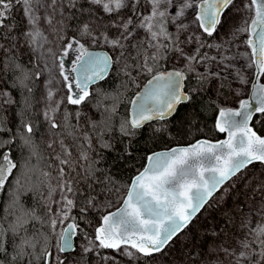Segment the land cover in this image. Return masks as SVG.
Instances as JSON below:
<instances>
[{"label": "snow or ice", "instance_id": "6c2138e0", "mask_svg": "<svg viewBox=\"0 0 264 264\" xmlns=\"http://www.w3.org/2000/svg\"><path fill=\"white\" fill-rule=\"evenodd\" d=\"M77 2L78 0H67V5L69 8H73L76 7ZM90 2L101 6L106 13H113L128 7L127 0H90ZM139 2L140 0H133L134 4ZM146 2L151 5V12L150 15L143 17V22L140 23L139 27L147 30L152 41H159L161 38L173 40L172 34L165 27L164 18L168 15L167 10H160L161 5H173V0H146ZM14 3L23 7L28 24L33 26L37 25L40 19L34 15V5L45 8L50 7L53 12L59 10L63 14V0H48V3H43V0H0V28L10 30L14 26L5 24ZM233 3L234 0H200L197 5L199 14L195 16L198 28L207 36H212L217 31V26L220 25L225 10ZM251 6H255V18L251 21L249 27H241L238 31H251L252 36L255 37V39H249L247 44L252 48V53L256 57L255 63L259 70V77L264 75V0H251L249 7ZM189 8H193L192 0H183L178 13L172 16V20L175 21L183 17L185 10ZM45 19L49 25L52 24L51 16H47ZM158 20L159 23H155ZM59 23H63V21L61 20ZM131 23V19H128L120 27L127 31L128 25ZM245 24H247V21H245ZM178 28L186 31L188 25L180 24ZM52 30L55 31V28ZM26 35L34 45L38 44L41 39L46 40L39 28L34 27ZM81 35L92 36L87 24L83 26ZM15 39L17 38L8 35L7 32H0V40L6 43ZM92 39L95 41L97 37L92 36ZM103 39L113 48L123 47L118 38L109 39L107 35H104ZM174 42L177 44L175 51L179 52L187 61L185 65L187 72L194 71L192 67L194 62L199 63L205 59L200 54V48L204 47L200 36L189 34L184 37V44L196 45L192 49V54L185 52L184 49L178 46L181 42L179 34L175 36ZM74 44L78 45L75 49L73 48ZM15 46V44H10L9 47H5V43H0V50H3V53L7 55L10 47ZM154 47L162 48L165 45L157 43ZM216 47L219 49L220 45H216ZM69 51L79 53L77 63L72 68V72L77 74L76 77L69 80L68 75H64L63 57L59 66L70 93L67 102L72 105H80L89 96V84L95 80L103 79L112 58L106 54L101 56L89 53L84 45L76 39L67 43L63 56L67 57ZM2 59L3 57H0V60ZM152 59H156V57L153 56ZM210 59L215 60L216 57ZM16 67L20 66L16 65ZM144 67L149 73L153 70L147 66V61H145ZM185 79L186 71L184 70L160 72L155 75L149 81L150 87L145 93L132 102L134 115L130 121L126 122V125H130L132 129H137L142 127L146 121L152 119L163 120L170 116L178 104L190 99V96L182 92ZM74 86L79 90L78 93L73 91ZM253 88L252 100H255L258 105L255 109H252L250 100H242L240 101L239 110L221 109L219 111L220 119L216 124V128L219 132L226 133L227 139L216 143L207 140L198 141L189 147L174 148L150 155L147 158V166L131 181L126 198L122 200V207L115 212H108L102 216V223L94 231V247L124 252L128 256L134 255L130 251H124L129 247L144 257H152L156 253H161L179 233L193 223L197 214L223 185L233 181L234 178L243 180V170L250 165L257 162L264 164V137L257 135L249 127V121L255 112L264 114V85L258 87L254 85ZM48 95L51 98L53 93L49 91ZM6 102L11 103L12 101L9 99ZM51 111L55 112L57 109ZM45 116L52 121V128L57 127L49 113L46 112ZM77 117H79V113H77ZM236 117H241V119L237 120ZM64 118L67 120L68 115L66 114ZM126 125H122L120 129L125 134H127ZM25 128L28 133L33 131L31 125H25ZM5 130L0 127V132ZM84 138L89 140L90 146L91 141L87 134ZM7 143H11V140ZM103 147H110V145L104 144ZM56 159L61 165L71 164L68 159H60V157H56ZM81 159L88 160L89 157L86 153H81ZM2 160L3 162L0 163V192L4 190L12 170L17 167L8 154H4ZM72 170L75 171V168L73 167ZM84 171V179H91L96 183L103 182L101 178L95 176V170L91 166ZM59 172L61 179L58 186L65 189L66 192L61 193L63 207L60 214L50 218L53 230H55L58 221L62 223L68 220L72 209L76 207L75 201L66 194H74L76 191L72 186V181L64 179L66 175L64 168H60ZM106 179V177L103 178L104 181ZM91 186V184L88 185V187ZM55 190L50 186L47 212H51L50 201ZM255 191L260 195L259 206L256 209L250 208L248 219L244 220L242 224L243 227L248 228L251 239L249 235H245L244 238H237L236 248L220 245L210 249L209 255L222 253L225 258L231 257L232 259L228 261V264H264V182H261ZM94 199L90 196L85 197V204L79 209L82 216L93 206ZM253 215L258 218L255 225L252 224ZM71 218L73 222L69 223L59 233L58 251L60 253L73 251V239L78 235V229L83 231L80 225L75 222V217ZM17 226L23 227V224L18 221L17 225L10 228V231L16 233ZM7 231L0 226V253L6 251L4 237ZM212 234L216 235L215 232ZM24 243L30 244V241ZM90 243L93 242L90 241ZM256 244L259 245L260 249L258 259L254 258V245ZM31 246L35 247L34 244H31ZM91 250L87 247L82 249L84 252ZM22 252L23 249L18 255ZM42 255L45 264H64L59 256L47 250ZM104 259L109 258L104 257ZM211 264H225V262L216 255Z\"/></svg>", "mask_w": 264, "mask_h": 264}, {"label": "rangeland", "instance_id": "374dc122", "mask_svg": "<svg viewBox=\"0 0 264 264\" xmlns=\"http://www.w3.org/2000/svg\"><path fill=\"white\" fill-rule=\"evenodd\" d=\"M141 1L142 8L139 11L136 8L137 3L134 4L133 0H127L128 7L113 13H106L101 6L91 4L90 0H78L76 7L73 8H69L67 0H63V14L59 10L53 12L50 7L45 8L34 5V15L40 18L35 26L28 24L23 7L20 5L16 9V14L24 20L26 33L34 27L39 28L46 40L41 39L38 44L34 45L29 38L27 40L26 37H21L19 32L14 31L12 36L17 39L7 43L0 42L5 43V47H9L10 44L16 45L10 47L9 53L10 51L21 50L22 47L25 49L31 48L33 61L38 68L39 84L35 90L34 124L37 127L38 140L45 147L50 161L48 168L44 171L45 192L40 197L45 208L49 203L50 186L56 189L52 193L50 201L51 212H48L50 218L58 216L63 207L61 193L66 192V190L58 186L61 179L60 168H64L66 173L64 179L72 181V186L76 190L74 194L66 193L69 198L75 201L76 207L72 209L68 220L62 223L57 222L56 228L53 230L52 253L59 256L64 264H211L216 255L219 256V259L224 260L225 264H228V261L232 259L231 257L225 258L222 253L209 255V250L220 245L236 248V239L244 238L245 235H249L251 239L248 228L243 227L242 224L244 220L248 219L250 208L256 209L259 206L260 195L255 190L261 182H264V164H252L243 170V180L234 178L233 181L226 183L224 188L222 187L211 199L206 210L198 216L197 220L178 236L171 248L161 253H156L152 257H144L129 247L124 251L134 253L133 256L115 250H107L103 254L97 253V248L94 247L95 241L92 234L95 230L89 214L96 213L97 216L98 214L103 216L105 212L112 210L119 203L110 202L105 197L99 196L95 182L84 179V170L87 168L89 160L94 156V139L85 126L95 124V113L88 105H72L67 102L70 93L59 65L61 58L64 57L63 53L67 43L72 42L73 39L79 40L86 49L98 46L106 48L113 53L115 62L123 63L130 62L135 52L137 53L138 48L136 47L142 44L141 66L136 74V77L142 79L148 73L144 67L145 61H147V66L151 67L149 61L153 56L157 58L164 49L166 50L167 44H165L163 38L159 41H152L147 30L139 27L140 23L143 22V17L150 15L151 12V5L146 0ZM199 1L192 0L193 8L186 9L185 15L175 21L172 20V16L178 13L183 0H173L171 6L161 5L160 10H167L168 13L164 18L165 27L167 31H172L175 36L180 35L181 42L178 46L189 54H192V49L196 45L184 44V37L189 34L200 36L201 41L204 43V47L200 48V54L205 59L199 63L194 62L192 64L194 71L192 72L206 80V90L212 96L221 100L224 106L237 107L240 100L248 94L254 73L252 49L247 44L249 31L239 32L238 29L249 27L254 14V6L249 7L251 0H234V3L226 9L217 31L212 36H207L198 28V22L195 21ZM43 3H48V0H43ZM47 16L52 17L51 25L45 19ZM128 19H131L132 23L128 25V29L125 31L120 26ZM61 20L63 23H59ZM245 21H247V24H245ZM155 23H159V20ZM85 24L89 26V32L92 36L97 37L95 41H93L92 36L81 35ZM180 24L188 25L187 30H179L178 26ZM53 28H55V31L52 30ZM104 35H107L109 39H120L123 47L113 48L104 41ZM157 43L163 44L165 47H154ZM216 45H220L219 49ZM77 47L78 45H73L74 49ZM176 47L177 44L174 42L169 55V64L178 69L186 70L187 61L179 52L175 51ZM71 53V56L74 57L77 52L71 51ZM4 55L3 50H0V57ZM211 57H216V59L212 60ZM5 65L3 59L0 60V106L8 108L12 102L7 103L6 101L9 99L13 101V96L3 83L2 73ZM49 91L53 93L51 98L48 95ZM74 108L79 110L82 124L79 123L78 128L79 134L84 139V149L75 146L69 135L59 131L66 121L65 115ZM52 109H57V111L52 112ZM46 112L53 117L57 127H51L52 121L46 118ZM85 134L91 141L90 146L89 140L84 138ZM81 153H86L89 159H81ZM56 157L68 159L71 164L61 165ZM73 167L75 171L72 170ZM46 173L48 175H45ZM89 184L92 186L88 187ZM89 196L95 199L88 214L81 218L86 226L83 239L76 241L73 252L60 253L58 251L59 233L68 222L72 221L71 216L78 213V198ZM217 206L220 207L219 210L210 214L211 217L209 218V212ZM257 219L255 215L252 216L253 225H255ZM213 232L216 235H213ZM90 241L93 243H90ZM86 247L92 250L82 251ZM254 249V258L258 259L259 245H254ZM83 254H90V257H87L86 261V257H78ZM104 257L109 259L105 260Z\"/></svg>", "mask_w": 264, "mask_h": 264}, {"label": "trees", "instance_id": "16d2710c", "mask_svg": "<svg viewBox=\"0 0 264 264\" xmlns=\"http://www.w3.org/2000/svg\"><path fill=\"white\" fill-rule=\"evenodd\" d=\"M19 6L20 4L14 3L8 15L9 19L5 20L6 25L14 26L10 30L0 28V32H7L12 36V33L17 31L21 37H26L28 40L25 22L16 14ZM136 8L138 11L142 8L141 0ZM168 32L172 34L173 40H165L166 50L164 49L156 59L149 61L153 69L151 73L148 72L142 79L136 77L141 66L140 57L143 52L141 44L136 47L137 53L135 52L130 62H114L107 78L92 86L88 90V98L82 103L88 105L95 113V124L85 126L94 139V156L89 160L87 168L91 166L95 170V176L103 181L95 182L99 196L116 204L124 198L132 178L142 170L150 152L176 144L189 143L200 137L215 140L225 135L216 128L217 116L219 110L225 107L224 104L206 90L204 78L187 71L185 90L190 99L181 103L174 115L165 120L152 121L137 129L126 125L129 121L130 100L140 84L150 74L171 67L169 55L175 35L170 30ZM0 42L5 41L0 40ZM3 61L6 66L3 69L2 79L12 94L13 101L8 108L0 106V127L6 129L0 132V163L3 162L2 156L8 154L17 167L12 170L4 190L0 192V226L3 230H8L4 237L6 251L0 253V264H45L42 253L45 250L52 253L53 228L50 215L40 199L45 192L44 171L50 161L45 147L38 140L37 127L34 124L35 90L39 84V72L33 61L32 49L29 47L10 51L3 56ZM63 71L64 75H68L69 80L75 78L72 67H66L64 64ZM77 113H79L78 108L69 111L68 119L59 131L69 135L75 146L84 149V139L79 134L78 128V124L82 123ZM25 125H31L33 131L28 133ZM122 125H126L127 134L121 132ZM252 125L257 132L264 134V114L258 113ZM9 140L11 143H7ZM104 144L110 147H103ZM105 177L106 181L103 180ZM210 202L211 200L208 204ZM78 204L79 209L84 206L85 197H79ZM208 204L198 216L206 210ZM219 208V206L213 207L208 217L210 218V214L216 213ZM86 214L82 216L78 210V213L71 216L75 217V222L83 229V231L78 229L76 241L83 239L86 226L81 218ZM89 215L95 230L101 223L102 215L97 216L96 213ZM18 221L23 227L17 226L16 233H12L10 228L17 225ZM178 236L163 251L171 248ZM92 237L94 238V234ZM25 241H30V244H25ZM31 244L35 247L33 248ZM21 249L23 252L18 255ZM106 251L100 248L96 250L97 253L103 254ZM78 257H86V261L90 254Z\"/></svg>", "mask_w": 264, "mask_h": 264}, {"label": "water", "instance_id": "95a60500", "mask_svg": "<svg viewBox=\"0 0 264 264\" xmlns=\"http://www.w3.org/2000/svg\"><path fill=\"white\" fill-rule=\"evenodd\" d=\"M200 2V1H199ZM199 4V3H198ZM254 8H255V6H254ZM199 14V8L197 7V11H196V15H198ZM255 18V10H254V16H253V18H252V20ZM251 20V21H252ZM251 25V22H250V24H249V26ZM217 28H218V26H217ZM249 39H255V37H253L252 36V34H251V31H249V36H248V40ZM252 49V48H251ZM87 50H88V52L89 53H91V54H93V55H108V56H110L111 58H112V61H111V63H110V65H109V67H108V70H107V72L104 74V77H103V79H99V80H95L94 82H92V83H90L89 84V86H88V90L92 87V86H94V85H96V84H98V83H100V82H102L105 78H107V76L109 75V73L111 72V70H112V67H113V64H114V57H113V53L111 52V51H109L108 49H106V48H103V47H89V48H87ZM252 56H253V63H254V73H253V77H252V80H251V83H250V89H249V91H248V94L244 97V98H242L240 101H242V100H250L251 101V103H252V109H255L258 105H257V103H256V101L255 100H252V95H253V91H254V88H253V86L254 85H256L257 87L258 86H260V85H264V79H263V75H260L259 77H258V68H257V66H256V63H255V60H256V57L253 55V53H252ZM77 63V61L75 62V64ZM74 64V65H75ZM172 70H180V69H177V68H169V69H164V70H161V71H157V72H155V73H152L151 75H149L148 77H147V79L145 80V81H143L141 84H140V87H139V89L135 92V94L132 96V98H131V100H130V105H129V121L133 118V115H134V107H133V101H135L136 99H137V97L138 96H141V95H143L144 93H145V91L150 87V85H149V81L150 80H152L153 79V77L155 76V75H157V74H159L160 72H168V71H172ZM73 74L75 75V77H76V73H74L73 72ZM182 92H184L185 94H187L188 96H189V94L187 93V91L185 90V80L183 81V88H182ZM184 102H186V101H184ZM183 103V102H182ZM181 104V103H180ZM180 104H178L177 106H176V109H175V111L170 115V116H167L165 119H168V118H170L172 115H174L175 114V112H176V110H177V108H178V106L180 105ZM239 106H240V103H239V105L237 106V107H222L221 109H233V110H239ZM220 109V110H221ZM219 110V111H220ZM251 110V109H250ZM259 112H255L254 113V115H253V117H252V119L249 121V127H251L252 128V130L253 131H255L256 133H257V135H259V136H261V137H264V134H260L259 132H257V130L253 127V125H252V121H253V119H254V117L258 114ZM165 119H163V120H165ZM219 119H220V117H219V113H218V116H217V121H216V124H217V122L219 121ZM236 119L237 120H240L241 119V117H236ZM156 120H160V119H152V120H149V121H146L144 124H143V126L144 125H146V124H148V123H150V122H152V121H156ZM142 126V127H143ZM225 139H227V134L225 133V135L222 137V138H220V139H215V140H213V139H210V138H206V137H200V138H198V139H196V140H194V141H192V142H189V143H185V144H176V145H172V146H170V147H165V148H161V149H157V150H154V151H152V152H150L149 154H148V156H147V158L150 156V155H152L153 153H159V152H165V151H169V150H171V149H174V148H182V147H189V146H191V145H193V144H195V143H197L198 141H204V140H207V141H211V142H213V143H216V142H219V141H222V140H225ZM147 163H148V161L146 160V163H145V165H144V167L142 168V170L141 171H143V169L147 166ZM258 163V162H257ZM140 171V172H141ZM139 173V172H138ZM137 173V174H138ZM136 174V175H137ZM135 175V176H136ZM134 176V177H135ZM134 177L132 178V180L134 179ZM131 180V181H132ZM130 185H131V182H130ZM130 185H129V187H130ZM224 186V185H223ZM222 186V187H223ZM129 187H128V189H129ZM221 187V188H222ZM220 188V189H221ZM128 189H127V191H128ZM219 189V190H220ZM218 190V191H219ZM127 191H126V193H127ZM217 191V192H218ZM216 192V193H217ZM216 193H214V195L216 194ZM213 195V196H214ZM213 196H212V198H213ZM124 198H126V194H125V196H124ZM123 198V199H124ZM211 198V199H212ZM122 199V200H123ZM210 199V200H211ZM209 200V201H210ZM206 206V205H205ZM204 206V207H205ZM120 207H122V201L119 203V205H117L115 208H113L112 210H109V211H107V212H105L103 215H105V214H107L108 212H115V211H117ZM203 210V208L201 209V211ZM200 211V212H201ZM199 212V213H200ZM198 213V214H199ZM198 214H197V216H198ZM196 216V217H197ZM195 217V218H196ZM194 218V219H195ZM69 223H72V221H70V222H68L67 223V225L69 224ZM101 223H102V218H101ZM100 223V224H101ZM67 225L65 226V228L67 227ZM100 225H98V227H99ZM185 230V229H184ZM183 230V231H184ZM182 231V232H183ZM181 232V233H182ZM180 234V233H179ZM178 234V235H179ZM73 244H74V250H75V247H76V236L74 237V239H73ZM73 250V251H74ZM106 250H112V249H106ZM73 251H71V252H73ZM71 252H69V253H71ZM63 254H67V253H63Z\"/></svg>", "mask_w": 264, "mask_h": 264}, {"label": "flooded vegetation", "instance_id": "af4514ba", "mask_svg": "<svg viewBox=\"0 0 264 264\" xmlns=\"http://www.w3.org/2000/svg\"><path fill=\"white\" fill-rule=\"evenodd\" d=\"M226 11V10H225ZM225 13V12H224ZM224 15V14H223ZM253 16H254V14H253ZM223 17V16H222ZM222 17H221V19H222ZM218 27H219V25H218ZM110 51V50H109ZM71 51H70V53H69V55L66 57V58H64L63 57V59H64V64H65V66L66 67H72L73 68V66H74V64H75V62L77 61V56L79 55V53H76V55L74 56V57H72L71 56ZM115 62V61H114ZM171 66V65H170ZM169 68H176V67H173V66H171V67H169ZM169 68H167V69H169ZM178 69V68H177ZM180 70H183V69H180ZM184 71H186V70H184ZM151 75V74H150ZM75 76V75H74ZM73 91H75V92H79V90L78 89H76L75 88V86L73 87Z\"/></svg>", "mask_w": 264, "mask_h": 264}, {"label": "bare ground", "instance_id": "6f19581e", "mask_svg": "<svg viewBox=\"0 0 264 264\" xmlns=\"http://www.w3.org/2000/svg\"><path fill=\"white\" fill-rule=\"evenodd\" d=\"M9 19V18H8ZM143 164V163H142Z\"/></svg>", "mask_w": 264, "mask_h": 264}]
</instances>
